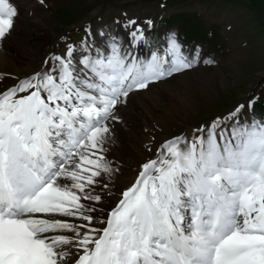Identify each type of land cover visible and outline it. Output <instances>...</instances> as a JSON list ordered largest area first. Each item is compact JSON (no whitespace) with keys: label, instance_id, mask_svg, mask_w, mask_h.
<instances>
[{"label":"snow or ice","instance_id":"snow-or-ice-1","mask_svg":"<svg viewBox=\"0 0 264 264\" xmlns=\"http://www.w3.org/2000/svg\"><path fill=\"white\" fill-rule=\"evenodd\" d=\"M17 15L0 0V41ZM125 28L132 51L68 44L0 92V264H264V120L241 122L243 105L166 139L115 202L101 195L120 107L200 56L171 34L139 58L144 30Z\"/></svg>","mask_w":264,"mask_h":264},{"label":"rangeland","instance_id":"rangeland-1","mask_svg":"<svg viewBox=\"0 0 264 264\" xmlns=\"http://www.w3.org/2000/svg\"><path fill=\"white\" fill-rule=\"evenodd\" d=\"M10 2L18 15L0 46L14 64L0 65V73L7 74L0 78V92L41 71L49 57L63 56L68 44L75 47L77 58L86 54L82 42L93 54L96 48L107 54L115 36L132 51L125 28L128 20H136L145 33L146 41L134 50L139 58L166 46L171 34L189 58L199 49L195 67L153 84L150 91L133 93L120 107L121 120L112 125L117 138L107 146V157L119 171L105 181L107 189H97L105 201L119 199L120 192L134 182L140 165L155 158L166 139L223 118L238 105L244 106L241 122L264 120V0ZM148 20L151 27L145 23Z\"/></svg>","mask_w":264,"mask_h":264},{"label":"bare ground","instance_id":"bare-ground-1","mask_svg":"<svg viewBox=\"0 0 264 264\" xmlns=\"http://www.w3.org/2000/svg\"><path fill=\"white\" fill-rule=\"evenodd\" d=\"M6 54L4 53V50L2 49V47L0 46V65H3V64H7V63H10L11 65L14 64L11 59L7 56H5ZM117 137L116 136H113V142L115 141L114 139H116ZM113 145L117 148L116 144L113 143ZM113 148V147H112ZM116 151V150H115ZM114 151V152H115Z\"/></svg>","mask_w":264,"mask_h":264},{"label":"trees","instance_id":"trees-1","mask_svg":"<svg viewBox=\"0 0 264 264\" xmlns=\"http://www.w3.org/2000/svg\"><path fill=\"white\" fill-rule=\"evenodd\" d=\"M171 18H172V17H171ZM171 18H170V19H171ZM167 20L169 21V19H167ZM172 22H173V21H172Z\"/></svg>","mask_w":264,"mask_h":264}]
</instances>
